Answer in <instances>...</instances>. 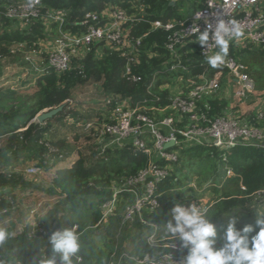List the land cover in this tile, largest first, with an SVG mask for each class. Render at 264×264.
<instances>
[{"label":"trees","instance_id":"obj_1","mask_svg":"<svg viewBox=\"0 0 264 264\" xmlns=\"http://www.w3.org/2000/svg\"><path fill=\"white\" fill-rule=\"evenodd\" d=\"M23 1L29 0H0V50L3 53H5V49H2L3 44L7 54V47L11 44H26L31 47L43 39L45 29L43 18L46 11H63L68 23L79 24L85 13H98L108 5L127 9L128 13H138V10L133 8L142 6L143 16L140 21L132 25L130 34L133 38H141L146 34L141 41V52L144 54L141 57V66L138 68L143 80L138 84L125 81L122 77L124 60L116 53L95 58V48H93L82 62L85 78L79 76L78 70L75 69L63 75L50 71L43 76L34 77L36 90L32 98L35 104L29 111L24 113L18 111L19 107L25 104L26 99H14L15 92L0 98V139L4 138L3 147L0 149V189L4 190L3 194L0 193V229L11 233L10 238L0 245V264H47L53 256L56 258V264H61L59 254L52 251L50 236L57 230L73 226H76L77 232L80 233L81 250L77 254L80 257V263L90 262L96 255V264H107L114 254L117 255L123 251L139 255L153 254L155 249L145 243L149 234L147 228L137 222L133 225L121 226L123 205L106 221L102 220L99 209L102 202L111 199L110 186L118 183L122 177L134 175L146 167L148 158L140 150L130 146L108 152L103 156L96 154L91 136L86 135L83 127H76V124L93 121L100 117L107 107L102 100L96 105L90 102H87L86 106L81 103L71 105L69 102L71 83L98 84L104 96L129 97L132 98L133 103L145 98L148 100L147 105H167L164 93L159 92L156 87L153 89L152 96L146 97L145 94V88L150 83L152 74L157 71L160 61L159 58H149L148 55L154 51L163 53L162 46L167 36V33L161 31L149 32L150 22L156 19L165 21L189 18L200 7L197 5L200 0H194L191 12L187 15L174 12L177 2H183V0L175 2L174 6H170L167 0H39L41 10L37 21L29 25L26 30L20 31L19 27L10 29L15 23L5 18L4 13L10 5ZM69 28L76 30L72 26ZM252 53L264 56V49H259L257 52L237 51L232 44H229L227 56L246 65L247 59L242 58V55ZM239 56L240 60L237 58ZM200 62L201 58L198 55L188 57L192 74L204 71L212 75L219 69L208 64L199 67ZM76 66L77 63L73 68ZM247 66L249 65H246V69ZM162 81V77L158 76L156 85ZM155 95L161 97L158 104L151 101ZM8 101H16V104L5 105ZM209 104L212 106V113L218 114L222 113L227 106L225 101L217 99L210 100ZM59 106L63 109L54 118L43 124H29L42 110L55 109ZM78 108L81 110L76 113ZM87 112L92 115H87ZM70 134L73 138H77L76 134L83 137L85 144L73 152L75 156L65 162V166L64 162L60 163L64 168L57 169L58 153L68 154L64 149ZM183 159L197 162L201 159L205 160L210 164L211 171L214 169L215 172V176L210 175L209 183L214 181L215 184L216 180L222 181L219 187L211 186L216 199L209 208L211 213L209 218L214 225H218L216 229H225L228 217L234 215L235 213L232 214L234 211H240L235 214L241 217L236 227L252 225L254 231L250 236L255 235L259 229L255 221L250 218L249 209L253 201L252 196L264 189V151L250 145H239L226 152L215 151L206 146H194L181 150V157L171 175L157 185L159 209L154 215L145 214L144 216L160 227L159 237H165L163 233L166 223L171 219L169 212L173 203L181 201L187 205L192 199V196L186 200L182 199L184 192L179 190L182 184L178 176L181 174V168L178 167L186 164ZM21 163L23 165L18 167ZM217 163H222L224 166L220 172L216 169ZM29 168L37 169L38 173L29 174L27 172ZM11 169H20L25 176L33 177L41 172L46 173L55 169L52 187L55 191H59V195L53 202L49 200L45 207L41 208L45 210L42 215L37 213L30 217L29 212L32 210L24 211L16 206L18 196L35 193V190L33 184H29L25 177L11 174ZM227 171H231L232 176L226 177ZM18 216H21L19 223L22 225V230L14 235L16 222L13 219ZM8 219L10 222H6ZM130 228H136L137 234L127 244L126 231ZM98 236L108 237L105 245L106 252L95 253V240ZM130 244L132 248L129 247ZM72 259L74 263H77L75 257Z\"/></svg>","mask_w":264,"mask_h":264},{"label":"built area","instance_id":"obj_2","mask_svg":"<svg viewBox=\"0 0 264 264\" xmlns=\"http://www.w3.org/2000/svg\"><path fill=\"white\" fill-rule=\"evenodd\" d=\"M263 3L264 0H202L197 2L200 7L186 20L151 21L149 32L161 31L167 36L162 46L163 53L154 51L148 55L160 61L145 88V94L146 97L152 96L156 87L164 93L167 105H147L145 98L133 103L129 97L104 96L102 102L107 108L101 116L76 124L91 136L94 151L100 156L130 146L148 158L146 167L110 186L111 199L102 202L99 209L102 220L106 221L123 205L121 226L137 222L147 228L149 234L145 243L155 252L139 255L123 251L114 254L107 264H183L187 249L181 248L178 239L160 238V227L144 217L145 214L154 215L159 209L157 185L171 175L179 162L181 150L206 146L226 152L239 145H250L264 151V113L255 112L245 117L225 110L226 106L218 114L212 113L209 104L210 100H218L225 74L231 81L225 85L233 89L234 99L238 102L248 99L254 91V82L245 72L246 67L233 57L226 56L224 63L216 66L219 69L212 75L204 71L192 74L188 63L190 55H198L201 58L199 67L210 65L208 57L218 51L214 41L211 43V34V46L206 50L196 42L198 34L194 35L193 30L198 26L203 31L209 22L215 26L217 18L235 20L239 24L242 35L230 44L240 50L264 49ZM133 9L138 13H128L127 9L108 5L98 13H85L79 24L68 23L63 11H46L43 26L46 28L47 22L56 25L58 35L53 50L45 52L35 63L24 54L26 64L32 66L30 73L36 77L50 71L63 75L75 69L79 76L85 78L82 62L95 48V58L116 53L124 60L122 77L125 81L133 84L142 82L138 68L144 54L141 52V41L146 34L133 38L130 30L135 22L141 20L144 8L138 6ZM40 10L39 0H29L10 5L4 16L11 22L28 27L37 21ZM69 26L76 30H71ZM25 46L28 49L32 47ZM158 76L163 81L156 85ZM151 101L158 104L161 97L155 95ZM169 142H173V146L165 149L164 145ZM57 158L59 164L69 160L68 155L62 153H58ZM27 172L36 174L38 170L29 168ZM226 176H232V172L227 171ZM252 197L264 204V189ZM189 203L201 206L196 201Z\"/></svg>","mask_w":264,"mask_h":264},{"label":"rangeland","instance_id":"obj_3","mask_svg":"<svg viewBox=\"0 0 264 264\" xmlns=\"http://www.w3.org/2000/svg\"><path fill=\"white\" fill-rule=\"evenodd\" d=\"M179 1V0H178ZM194 0H183V2H177V8H175L174 12L179 15H187L191 12V7L193 6ZM264 4V3H263ZM46 28L43 30L44 38L41 39L38 43H35L30 49L24 44H11L9 49H7L3 44L2 49H5V53L0 50V98L5 97L11 92H15L13 95L15 98L26 99L25 104L19 107V112H27L34 106V98L33 94L35 92V81L36 76L31 74L32 66L26 64L24 60V54L28 56L29 60L35 61L41 57L45 52L52 51L54 48V43L56 41V37L58 35V27L52 23H45ZM19 27V30H26L27 26L23 24H19L16 22L14 25L12 24L10 29H15ZM237 51H241L235 45H233ZM1 47V46H0ZM259 50V49H258ZM250 51L257 52V49H252ZM239 53V52H238ZM246 57L247 66L246 72L249 74L251 79L254 82V91L249 98L243 102H238L234 99L233 89L225 85L228 81L231 83L230 78L225 74L222 79L221 91L219 93L218 100L225 101L227 103V108L225 110L231 111L237 115H244L245 117L251 115L255 112L264 113V56L259 55L258 53L252 54H244L242 58ZM240 60V56L237 57ZM246 64V65H247ZM246 65H244L246 67ZM71 94L69 102L71 105L76 103L85 104L90 102L92 105L98 104L104 98V92L101 90L100 85L98 84H89V83H71ZM225 85V86H224ZM32 98V100H31ZM16 104V101H8L5 105ZM48 110V109H46ZM81 109L78 108L75 112H79ZM87 110V109H86ZM42 110L41 112H43ZM89 111V110H87ZM93 111V110H92ZM39 112V113H41ZM38 113V114H39ZM37 114V115H38ZM87 115H92L90 112H87ZM98 116V115H97ZM157 116V115H155ZM36 118V116H35ZM33 118L30 123H37V121ZM39 124V123H38ZM74 131V130H73ZM69 136V141L65 146V149L68 152V159L71 160L75 154L73 152L76 151L77 148L81 147L85 144L83 142V137H80L76 134L77 138H73L72 135ZM4 138L0 139V149L3 147ZM74 150V151H73ZM72 151V152H71ZM90 162V161H89ZM183 162L186 164L180 165L178 168H181V174H179V178L181 180L180 191L184 192L183 198L186 200L190 196H192L191 201H196L201 206L211 207L214 204V200L216 199V195L211 190V186L215 185L219 187L222 181L216 180L210 182V175L215 176L214 169L211 171V166L205 160L201 159L194 161L191 159H183ZM23 164L19 165L21 167ZM64 166L66 163L63 164ZM62 164H58L56 168L63 167ZM222 163L216 164L217 171H222L223 169ZM64 168V167H63ZM208 170H206V169ZM202 171V173H200ZM55 169H52L46 173H39L37 176H25L24 173H21L20 169H11V174L17 176H23L26 178L29 184H33L35 193L22 194L18 196V201L16 202V206L21 210H32L29 212V216L33 217L37 213L42 215L45 210H41V208L45 207V204L50 200L53 202L56 199V196L59 195V191H55L53 186V178H54ZM209 172V173H208ZM229 176V175H228ZM226 176V177H228ZM220 182V183H219ZM0 193L3 194V188L0 189ZM174 203H182L181 201H176ZM173 203V204H174ZM186 205V204H185ZM173 206V205H172ZM120 208V207H119ZM240 211H234L232 214H238ZM250 218L255 221L257 216H264V204L257 202L255 199L250 204L249 209ZM169 216L170 212H169ZM27 219V217L25 216ZM16 224L14 228V235L19 233L22 230V225L19 223L21 221V216L15 217L13 219ZM171 219H169L170 221ZM32 221V219L30 220ZM6 222H10L8 219ZM218 225L216 224L215 227ZM136 228H130L126 231V235H128L127 244L129 241L137 234L135 231ZM137 230V229H136ZM225 229L217 228L218 234H222ZM101 231V230H100ZM124 233V232H123ZM166 238H171L170 234L165 232L163 233ZM99 237V236H98ZM108 237L102 236L100 239L95 240V253L99 251L106 252ZM132 248L133 246H129ZM96 264L97 256L94 255L92 260L87 263H80L77 261L76 264ZM38 264V263H37Z\"/></svg>","mask_w":264,"mask_h":264},{"label":"clouds","instance_id":"obj_4","mask_svg":"<svg viewBox=\"0 0 264 264\" xmlns=\"http://www.w3.org/2000/svg\"><path fill=\"white\" fill-rule=\"evenodd\" d=\"M193 34H198L197 41L206 50L214 41L218 49L215 55L208 57V63L216 67L228 54L231 41L242 35L241 28L235 20L226 21L217 18L215 26L206 23L203 31L197 26ZM211 34V43H209ZM171 220L165 225L166 233L180 241L181 248L187 249L183 264H264V216H257L255 225L259 229L253 233L252 225L237 228L239 215L228 217L227 226L218 234L215 225L210 221L209 207L197 206L196 203H174L170 209ZM11 233L0 229V245L4 244ZM52 251L59 254L61 264H73V257L81 250L80 233L76 226L57 230L50 236ZM47 264H56L53 256Z\"/></svg>","mask_w":264,"mask_h":264},{"label":"water","instance_id":"obj_5","mask_svg":"<svg viewBox=\"0 0 264 264\" xmlns=\"http://www.w3.org/2000/svg\"><path fill=\"white\" fill-rule=\"evenodd\" d=\"M169 1H170V6H174L175 2H177L178 0H169ZM62 109L63 107L59 106L58 108L55 109L44 110L43 112L36 115L35 120L37 121V123L43 124L44 122L49 121L50 119L57 116V114L60 113ZM172 146H173V142H169L164 145V148L169 149ZM97 239H100V237H97Z\"/></svg>","mask_w":264,"mask_h":264},{"label":"crops","instance_id":"obj_6","mask_svg":"<svg viewBox=\"0 0 264 264\" xmlns=\"http://www.w3.org/2000/svg\"><path fill=\"white\" fill-rule=\"evenodd\" d=\"M168 2H169V5H170V1L169 0H167ZM202 0H200V2H201ZM191 17V16H190ZM189 17V18H190ZM186 19H188V18H186ZM186 19H184V20H186ZM168 20H176V19H168Z\"/></svg>","mask_w":264,"mask_h":264}]
</instances>
